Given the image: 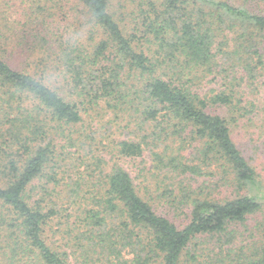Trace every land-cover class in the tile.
Here are the masks:
<instances>
[{
  "label": "trees",
  "instance_id": "obj_1",
  "mask_svg": "<svg viewBox=\"0 0 264 264\" xmlns=\"http://www.w3.org/2000/svg\"><path fill=\"white\" fill-rule=\"evenodd\" d=\"M72 1L90 26L89 45H66L64 21L49 7L56 0H17V20L0 24V264H264V228L247 245H236L234 230L264 214L263 109L243 87L264 79V0H134L129 23L116 19L112 0ZM53 67L64 74L61 92L37 95L33 81ZM210 76L224 89L203 96L198 89ZM101 101L126 107L141 128L151 127L143 142L121 141L119 156L142 157L155 130L180 141L190 133L195 165L171 158L166 168L216 175L238 195L196 197L181 229L115 165L104 193L82 212L76 240L84 261L73 262L47 237L59 215L50 188L57 184L49 173L57 164L51 136L55 125L63 131L79 124ZM252 127L258 132H248ZM44 179L36 199V183ZM215 236L216 247L206 248Z\"/></svg>",
  "mask_w": 264,
  "mask_h": 264
},
{
  "label": "rangeland",
  "instance_id": "obj_2",
  "mask_svg": "<svg viewBox=\"0 0 264 264\" xmlns=\"http://www.w3.org/2000/svg\"><path fill=\"white\" fill-rule=\"evenodd\" d=\"M57 1L49 6L52 8L51 12L54 15L56 12L60 13L65 31L68 32L73 28L83 29L82 41L89 45L90 26L84 27L87 21L82 11L76 10L72 0H64L62 3ZM112 2V11L116 14L118 21L122 23V20L127 18L129 23L134 18L133 15L136 12L134 0H112ZM60 8L62 10H59ZM20 11V3L17 0H0V24L16 21ZM67 18L68 20L65 21ZM11 63L18 69H22L17 63L13 61ZM212 79L213 77L210 76L198 89L203 96H211L224 89V82L220 78L211 81ZM243 87L247 97L255 100L257 105L262 107L261 116L264 117V79L260 80L256 87L248 84H244ZM111 104L114 105L115 102ZM125 108L124 110L114 109L105 101H101L84 112L83 120L79 124L64 125L63 131L55 125V130L52 131L51 138L55 139L57 146V155H55L57 164L56 167L53 166L55 164L51 165L55 170L49 173H53L56 177L57 184H50V188L53 202L56 201L59 204V215L52 219L47 229V237L54 247L72 253L71 259L76 263L84 261L81 257L83 254L81 245L77 246L80 242L76 240L81 238L80 232L83 233L84 230V225L81 224L82 212L92 206L94 197L104 193L106 176L115 165L129 172L139 194L156 213L168 218L181 229L190 222L193 201L197 199L196 197L225 201L238 195L233 189L221 187L222 184L216 175L195 177V175L186 174L185 176L166 168L171 158H178L179 161L195 165V142L191 140L190 133H186L185 140L180 141L171 132H167L170 133L168 136L165 132L155 130V136H148L142 157L119 156L118 148L121 141L143 142L144 135H148L151 130V127L141 128V120L138 117L135 118ZM144 130L147 132L144 133ZM248 132L252 134L258 132V129L252 127L248 129ZM259 143L264 144V135L259 139ZM155 153L165 160L161 162L155 157ZM261 159L264 161V157ZM45 183V179L41 183H36L38 184L34 193L36 199L41 197V187ZM257 194L255 190L249 192L251 196ZM46 203L49 205L48 202ZM257 227L264 228V214L251 218L246 225L234 227L238 237L236 245L241 243L247 245L261 239L263 232H259ZM219 238L220 236L209 237L204 246L213 250ZM81 243L86 245V241Z\"/></svg>",
  "mask_w": 264,
  "mask_h": 264
},
{
  "label": "clouds",
  "instance_id": "obj_3",
  "mask_svg": "<svg viewBox=\"0 0 264 264\" xmlns=\"http://www.w3.org/2000/svg\"><path fill=\"white\" fill-rule=\"evenodd\" d=\"M83 37V29L73 28L64 35V41L67 46L76 47L82 42ZM63 80V72L53 67L33 81L35 92L37 95L46 93L52 96H58L63 87Z\"/></svg>",
  "mask_w": 264,
  "mask_h": 264
}]
</instances>
